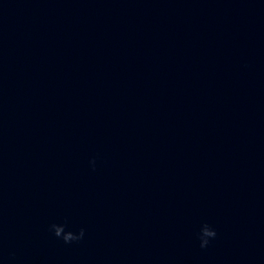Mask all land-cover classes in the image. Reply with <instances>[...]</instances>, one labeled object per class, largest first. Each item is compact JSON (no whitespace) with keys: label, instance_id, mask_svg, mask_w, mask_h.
<instances>
[{"label":"water","instance_id":"water-1","mask_svg":"<svg viewBox=\"0 0 264 264\" xmlns=\"http://www.w3.org/2000/svg\"><path fill=\"white\" fill-rule=\"evenodd\" d=\"M0 264H264V0H0Z\"/></svg>","mask_w":264,"mask_h":264},{"label":"clouds","instance_id":"clouds-1","mask_svg":"<svg viewBox=\"0 0 264 264\" xmlns=\"http://www.w3.org/2000/svg\"><path fill=\"white\" fill-rule=\"evenodd\" d=\"M93 169L95 168V159L90 161ZM49 230L54 234L55 237L62 239L65 244H71L73 242H79L84 238L85 230L83 228L79 229L78 232H73L71 230L66 231V223H53L50 225ZM217 236L216 230L209 225L204 223L201 225L199 232L197 233V238L200 242V247L206 248L212 240Z\"/></svg>","mask_w":264,"mask_h":264}]
</instances>
